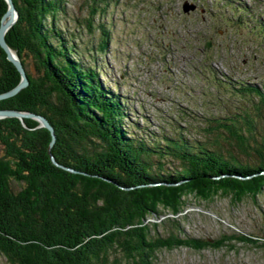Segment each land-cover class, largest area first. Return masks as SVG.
<instances>
[{"label": "trees", "instance_id": "16d2710c", "mask_svg": "<svg viewBox=\"0 0 264 264\" xmlns=\"http://www.w3.org/2000/svg\"><path fill=\"white\" fill-rule=\"evenodd\" d=\"M11 1L17 17L4 40L28 84L0 99V109L43 116L54 142L48 148L49 132L34 119L0 118V257L7 264H109L110 254L118 252L126 264H153L160 248L223 245L149 238L143 221L159 209L176 214L188 195H258L264 187L262 118L237 107L210 117L202 140L180 132L159 141L151 131L133 138L128 127L136 124L128 121L121 97L103 85L94 65L73 56L71 42L55 25L62 1ZM5 9L0 0V17ZM253 27L264 29L258 21ZM100 29L94 47L104 52L108 33ZM18 80L0 48V93ZM239 84L232 92L250 96L247 103L255 97L253 110H264V86ZM49 154L74 171L52 165ZM167 156L177 164L165 167ZM110 262L116 264V257Z\"/></svg>", "mask_w": 264, "mask_h": 264}, {"label": "rangeland", "instance_id": "374dc122", "mask_svg": "<svg viewBox=\"0 0 264 264\" xmlns=\"http://www.w3.org/2000/svg\"><path fill=\"white\" fill-rule=\"evenodd\" d=\"M61 1L55 25L71 42L73 56L94 65L103 85L121 97L128 121L136 124L128 127L133 138L151 131L159 141L180 132L202 140L210 117L244 106L264 121V110H253L255 97L247 103L250 96L230 88L243 82L264 86V29L253 27L258 21L264 28V0ZM183 4L192 9L182 12ZM100 25L108 33L104 52L94 47ZM149 161L154 166L155 156ZM165 164L177 162L167 156ZM159 212L143 221L149 238L224 244L160 248L153 264H264V187L239 200L231 194L206 200L188 195L176 214ZM114 257L126 264L118 252L110 254L109 264ZM0 264L7 262L0 257Z\"/></svg>", "mask_w": 264, "mask_h": 264}, {"label": "water", "instance_id": "95a60500", "mask_svg": "<svg viewBox=\"0 0 264 264\" xmlns=\"http://www.w3.org/2000/svg\"><path fill=\"white\" fill-rule=\"evenodd\" d=\"M4 1L6 3V9L0 17V48L5 53L6 59L10 63H12V65L16 69V71L19 75V80L16 83V85L13 86L11 89L0 93V99H4V98H7V97L14 95L21 88L25 87L28 84V80L26 78L24 68L22 67L19 58L17 57L15 52L7 46V44L5 43V40H4V33L14 23V21L17 17V13L14 9L12 1L11 0H4ZM181 8H182L181 9L182 12L186 13L192 9V6H188V5L186 6L185 4H183ZM4 117H16L18 119L31 118V119L36 120L38 122L37 126L43 127L49 132L50 139L48 142V147H51V145L53 144L54 134H53L52 126L48 123V121L43 116H41L39 114L32 113V112H27V111H18V110H12V109H0V118H4ZM49 158H50V161L53 165L60 167L62 169L74 171L70 168L65 167L62 164L57 163L51 154L49 155Z\"/></svg>", "mask_w": 264, "mask_h": 264}, {"label": "clouds", "instance_id": "9594fccd", "mask_svg": "<svg viewBox=\"0 0 264 264\" xmlns=\"http://www.w3.org/2000/svg\"><path fill=\"white\" fill-rule=\"evenodd\" d=\"M36 121V120H35ZM37 125H38V122H37ZM37 127H39V126H37ZM48 148H50V147H48ZM50 155V154H49ZM54 158V157H53ZM50 159V158H49ZM56 161V160H55ZM58 163V162H57ZM53 165V164H52ZM66 167V166H65ZM60 168V167H59ZM68 168V167H67ZM66 170V169H65ZM69 171V170H68Z\"/></svg>", "mask_w": 264, "mask_h": 264}]
</instances>
